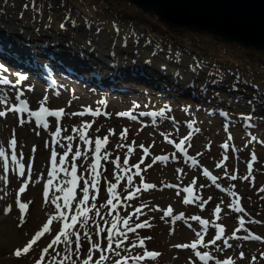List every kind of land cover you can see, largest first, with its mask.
<instances>
[{"label":"rangeland","instance_id":"obj_1","mask_svg":"<svg viewBox=\"0 0 264 264\" xmlns=\"http://www.w3.org/2000/svg\"><path fill=\"white\" fill-rule=\"evenodd\" d=\"M0 18L3 21L2 24L0 23V32H8L16 44L29 42V45L31 44L34 49L38 47V49H49L50 51L65 50L60 47V44L65 42L64 39H67L65 38V31H63L65 33L55 29L51 31L47 27L38 38L32 26L35 24L36 26L43 25L42 22L38 23V21H35L36 19L31 18L21 20L7 17ZM49 24L51 23L49 22ZM30 35L31 38L29 37ZM99 36L100 34L96 35V39L93 40L95 41L93 46L91 45L84 50L83 48L81 49L82 45L86 46V42L83 39L80 41L74 39L71 42L68 41L67 43L71 44L67 46L72 49H69L70 54L76 53L77 59H82L85 63L87 61L88 63H93V66H97L99 63L104 65L105 68L103 70L107 69L105 73L108 74L113 73L117 69L122 71L137 70L138 73L143 75L148 73L144 68V62L131 57L128 53L127 45L125 46L121 42L113 44L99 38ZM79 51H83L85 54L80 52V55L78 54ZM30 53H32V55L30 54L32 60L34 59L39 65L40 63L46 64L45 62L50 64L49 59L42 58L39 60L33 52ZM88 59H91V61ZM51 62L56 63L52 60ZM16 67L18 66L12 67L0 60V75L10 77L14 83L13 87L0 86V93L4 95L3 100L6 99L7 101L6 104H0V110H6L10 105L17 103L16 95L17 90H19L22 93L21 98L29 102V107L39 108V102L47 96L49 99L46 107L51 110L64 108L67 113L71 114L83 111L84 107H90L93 110L99 108L101 113H107L108 115L61 116L60 125L62 130L60 136L56 138L60 141L59 145L52 142V133L56 127L55 117L47 116V128L33 123L26 112L18 114L7 112L4 117H0V145L7 147L8 141L15 136L18 142L17 151H22L25 154V159L21 163L26 166V177L18 176L15 166L12 165L8 173V183L0 179V264H35L40 258L41 250L51 241L55 233L60 230L61 222L54 220L53 230L46 233L33 246L29 254L20 257L14 255L15 250L24 247L33 234L46 222L47 218L55 214L56 206L50 201L46 202L44 198V184L50 178L47 173L52 169L51 150L56 149L59 155L66 150L64 146L68 144L73 146L79 144L82 148H85L84 141H80L78 138V133L71 130L73 127L79 128L83 122L93 123V127L88 129L91 134L90 140L96 136L102 138L108 134L109 129L113 130V134L109 135V143L106 145L109 152V161L116 156H120L122 163L127 148H118L116 147L117 144L131 145L133 151L128 153L129 165L125 166L129 168V172L119 174L121 179L116 192L121 196V203L114 210V215L109 214L106 201L109 198L107 193L108 184L116 182L114 176L115 166L109 161H102V171L105 173V175L100 177L102 188L90 193V195H96L97 200L87 205L89 209H92V204L95 203L96 209L87 213L86 222L80 220L74 229L68 231L70 241L75 240L76 233L80 234V239L83 241V252L76 254L74 253V244L61 242L55 246L56 252L60 253L56 264H59V259L66 255L70 248L73 249L72 259L76 261V264H81L79 257L87 255L89 247L88 236H91L93 240L98 239L104 245L106 243L104 239L105 233L101 232L100 236L97 237V226L107 229L114 218L118 222V229L121 232H126L127 229L123 225V218L126 214L129 223L133 227L135 223L143 222L144 220H147L151 227L137 229L135 233H128L129 240L125 241V245L116 251L121 256L142 255L144 249L129 247V241L138 244L140 239L151 237V239L145 241L144 247L149 251L160 253L158 257L136 261L135 264H205V262H199V258L195 256L196 252H201L204 249L210 250L209 252L212 254V259H209L207 264H217V261L224 255H231L234 260L241 264H264V242L262 240L245 241V239H232L233 241H227V244H230L231 247H226L222 240L217 241L215 245L208 243V240L212 239V235L216 233L217 225L220 224H225V237L233 236L232 233L235 231L233 226L235 225V217L238 212L232 213L229 211L228 204L230 200L226 198V195L215 191L212 183L203 177L198 170L199 164L209 165L214 170L217 169L214 165H217L216 162L219 161L220 153L222 152L218 141L225 140L229 143L227 151L224 150L228 152V159L220 164V169H217L219 171L218 181L226 188L240 194L245 209L253 217L252 219L246 218L247 222L252 224L253 228L264 236V167L260 164L264 162V143L258 144L255 140L257 136H260L264 141V136L260 135V132L255 127H252L250 131L251 134H254L253 139H246L245 134H242V138L239 141L235 135L229 140L224 131V122L216 119V114L212 115L215 119H208L205 116L213 110L211 109L212 107L204 110L201 108L196 111L197 105L194 107L186 104L181 105V97H178L179 101L173 99L174 93L177 96L179 95L173 90V88H176L175 84H171L168 81L163 82V91L152 86V84H148L145 79L139 80L136 78L122 80L117 78L110 85L98 86L82 81L79 79V75L71 76L56 69H48L51 79L44 80L42 78L43 81L22 67ZM17 80H20L18 85L15 83ZM49 82L51 86H49ZM188 85L185 84L184 86ZM116 87H121V89L123 87L124 89H122L123 91L117 90ZM257 109V107L253 108V110ZM123 111H131L137 119L133 120L130 117L116 115ZM140 113H145V115L141 116ZM148 113H155V115H148ZM254 116L252 113L248 121L251 122ZM188 121H195L194 127L200 129L189 141L190 147L187 150L193 156L195 154L196 156L194 157L198 159V164L192 167L173 153L176 148L175 144L190 131L189 126H187ZM245 122L246 120L243 125H245ZM214 125H216V128H214ZM246 127L248 125L243 128V133ZM125 128L128 129V135L126 139H122L120 132ZM97 129H99V132H97ZM65 135H70L74 139L71 141L65 140ZM46 142L49 147L45 146ZM140 144L148 147L149 153L147 155L139 148ZM33 146H35V151H33ZM251 150L256 151L258 159L253 168V174L252 172L248 174L245 171L244 162L250 156ZM91 151L92 144L89 143L85 149V154L77 158L76 172L79 179L74 194L82 195L80 191L82 181L91 178L88 167L91 163V157L88 153ZM73 154L74 152L69 153V157L65 158L66 163L61 167L70 171V157ZM155 156H166L169 158L153 163ZM141 159L145 161V164L141 166L142 169L147 164L152 165L146 171H141L144 182L154 184L156 187L149 190L141 188V191L136 193L132 199L123 200V196L127 195L129 190L135 191L137 187H140L139 177L135 175L137 170L132 168V165L139 163ZM29 162L32 165L31 173L27 171ZM233 166L236 169H233ZM178 168L182 170L179 173L177 171ZM2 175L3 170L2 165H0V176ZM127 175L133 176L131 183L127 182ZM233 176L236 179H232ZM70 177L67 171L57 172L53 178V184L49 187V196H63L59 188L63 187L70 180ZM212 177L209 176L211 182ZM25 178H28V187L24 193H20V197L22 202L27 203L30 201L31 203L28 204V208L24 212V220L21 222L20 209L16 206V194ZM194 179L196 183L192 187L193 195L198 196L199 199L193 200L191 203H184L183 187L188 186ZM166 185H178L179 187H168ZM178 192L181 195H177ZM202 200L207 201L203 207L200 205ZM58 203L62 205L63 201H58ZM214 203H219L220 205L218 214L214 211L216 205L212 206ZM144 205H147V207L142 208V213L136 214L134 209ZM169 205L173 207L174 215L184 214L180 220H174L171 217L161 219L163 210H166ZM8 206H12L11 211L5 214L4 209ZM97 211L100 213L99 215H97ZM72 214L71 209L66 213V215ZM193 216L204 217L209 223L200 225L197 220L190 219ZM198 234L204 240L202 243L197 244L195 249L175 247L178 244L194 242L198 238ZM238 250L244 252L242 257L238 256ZM49 251L54 254L52 250ZM253 254L256 255L255 259L252 258ZM94 255L96 254L94 253ZM104 255L109 258L102 261V264H114V261L120 258L115 252L104 253ZM41 264H52L51 255H47L46 260L42 261ZM65 264H71V261H66ZM129 264H133V262L129 261Z\"/></svg>","mask_w":264,"mask_h":264},{"label":"trees","instance_id":"obj_2","mask_svg":"<svg viewBox=\"0 0 264 264\" xmlns=\"http://www.w3.org/2000/svg\"><path fill=\"white\" fill-rule=\"evenodd\" d=\"M60 18L69 42L82 34L121 39L159 82H192L194 101L244 112L256 103L264 125V51L226 43L206 33L172 28L126 0H0V16L49 12ZM161 73L165 77H162ZM207 97L208 101H205ZM253 101V102H252Z\"/></svg>","mask_w":264,"mask_h":264},{"label":"snow or ice","instance_id":"obj_3","mask_svg":"<svg viewBox=\"0 0 264 264\" xmlns=\"http://www.w3.org/2000/svg\"><path fill=\"white\" fill-rule=\"evenodd\" d=\"M23 79V77H21ZM0 83L2 84H8L9 81L7 79L0 80ZM17 85L20 83V80H17L15 82ZM22 93L17 90L16 99L19 101V103H14L10 105L6 110H0V117H4L7 112H29L28 108V101L21 98ZM48 97L45 96L40 102H39V108L38 110H33L30 112V115L35 117L37 121H43V118L45 116L55 117L56 118V127L55 131L52 133V142L59 145L60 141H58L56 138L60 136L61 133V125H60V117L61 116H80L83 117L86 114H91L92 116H100L102 114L108 115L107 113H101V110L99 108H96L93 110L90 107H84L83 111L74 112V113H67L64 108L50 110L48 107H46L48 103ZM7 101H0V104H6ZM103 103V101H101ZM120 117H130L131 119L135 120L137 117L133 115L131 111H123L116 114ZM141 116L145 115V113H140ZM148 115H155V113H148ZM226 115V114H225ZM245 119H249L245 117ZM195 121H188V126L190 128V131L181 139L179 142L175 144L176 149L182 150L187 152L188 147H190L189 141L192 140L193 136L200 131L198 127H194ZM43 127L47 128L48 124L47 122L43 123ZM93 127V123L90 122H83L79 128L73 127L71 130L73 132L78 133V138L80 141H84L85 148H82L79 144L73 146L71 144L65 145V149L62 154L57 153L56 149L51 150V163H52V169L48 171L47 175L50 177L47 179L46 183L44 184V198L45 201H50L52 204L56 206L55 214L50 215L46 222L33 234L31 239L24 245L22 248H17L14 252V255L17 257H20L22 255L29 254L30 251L33 249V246L37 244V242L48 232L53 230V221L59 220L61 222L60 230L55 233L51 241L41 250L40 258L35 262V264H41L42 261L46 260L47 255H51V261L52 264H56L58 257H60V253L56 252L55 246L60 244L61 242H66L69 244H74V253L79 254L83 252L82 243L83 241L80 239V234L76 233V238L74 241H70L68 237V231L70 229H74V227L77 225V223L80 220H84L86 222L87 219V213L90 210H95L96 205L95 203L92 204V209H89L87 205L91 202H94L97 200V196L92 194L91 192H94L97 189L102 188L100 177L102 175H105V173L102 171V161H109V152L106 148V145L109 143V135L113 134V130L109 129V132L107 135L103 136L102 138L100 136H96L94 139L90 140L91 134L88 131V129H91ZM97 132H99V129H97ZM128 135V129L125 128L120 132V137L122 139H126ZM65 140L71 141L74 139V137L70 135H65ZM232 137L229 136V140H231ZM91 143L92 144V151L88 153V155L91 157V163L88 166L90 169L89 175L91 176L90 179H84L82 181V188L80 191L82 192V195L74 194L75 193V185L77 183V180L79 177L77 176L76 167H77V158L82 157L85 154V149L87 145ZM46 147H49L48 143L45 144ZM116 147H126L127 152L124 154L122 163H121V157L116 156L114 159L110 160L109 162L112 163L115 166L114 176L116 179L115 183H109L107 187V193L109 198L106 201V205L109 208V214L114 215V210L116 209L117 205L121 203V196L116 192L117 186L120 183L121 176L120 173H128L129 168L125 167L126 165H129V159H128V153H131L133 151V148L131 145H123V144H117ZM223 148L227 149L229 147L228 143L225 142L222 145ZM18 148V142L15 136L11 138L8 141L7 147L4 145H0V165H2L3 175L0 176V179H3L5 183H8L9 177L8 173L10 170V166L14 165L16 169V173L20 177H26V166L24 163H21L22 160L25 159V154L20 151H17ZM139 148L143 150V153L147 155L149 153L148 147H145L144 144H140ZM10 150V151H9ZM35 146H33V151H35ZM74 152V154L70 157L71 161V169L70 171L67 168L61 167L66 163V157H69V153ZM199 155V154H197ZM169 157L166 156H155L153 159V163L160 160H167ZM227 157H225L226 159ZM256 159L255 154L252 155L251 160L248 162V168H252V161ZM190 160L193 164H196L197 161L195 157H190ZM145 164V161L143 159L140 160L139 163L132 165V168L136 169L135 175L139 177L140 180V187H137L135 191L129 190L127 195L123 196V200H130L132 199L136 193L141 191V188L143 190H149L156 185L151 183H145L143 177L141 176V171H146L147 168H151V164H147L144 169L141 168L142 165ZM220 165L218 164L217 167ZM98 169H101L98 171ZM27 171L31 173L32 171V165L29 162L27 164ZM69 172V175L72 177V179L68 180L66 184L63 187L59 188V191L63 193V196H49V187L53 184V178L56 176L57 172ZM178 172H181V169L177 170ZM204 175H210L207 169L204 170ZM247 178V177H246ZM127 182L131 183L133 180L132 175H127L126 177ZM213 180H216L217 177L213 176ZM232 179H236L235 176L232 177ZM192 183H196L195 179L192 181ZM71 185V187L69 186ZM168 187H179L178 185H166ZM28 187V178H25L22 181L21 187L18 189L17 192V199H16V206L20 209V219L21 222L24 220V212L28 208V204L31 203L30 201L25 203L21 201L20 193H24ZM123 187V186H121ZM219 187V185H217ZM183 192L185 193H191L193 192V189L191 185L185 187L183 189ZM177 195H181V193H177ZM199 197L196 195H193L191 198L188 196L183 197L184 203H191L193 200H198ZM63 201V204L58 203V201ZM75 201V202H73ZM207 203L206 200L200 201L201 207ZM239 198L235 201V204L237 206V209L240 211H243L242 209H239ZM229 207H232L231 204L228 205ZM12 206H8L4 209L5 214L11 211ZM147 207V205L136 207L134 209L136 214L142 213V208ZM63 209V210H62ZM71 209L72 215H66L67 211ZM215 212H220V205H217ZM100 213L97 211V215ZM183 213H180L179 215L173 214V207L171 205L168 206L166 210H163V216L161 219H164L165 217H171L174 220H180L183 217ZM190 219L197 220L201 225L208 224V220H202L199 216H193L190 217ZM123 225L126 227V232H121L118 229V222L114 218L113 221L110 222V227L107 229H102L99 226H97L96 229V236L99 237L101 232L105 233V241L106 243L102 245L99 240H93L91 236H88V243L89 247L87 249V255L79 257L81 260V264H102V261H105L109 257L104 255V253H113L120 258L114 261V264H129V261H132L133 264H135L136 261H143L147 258H155L160 255V253L155 251H149L147 250L145 246V241L151 239V237H145L143 239L139 240V243H133L129 241V247L135 249L137 247H140L144 249L142 255H126L121 256L119 252H117V249L122 248L125 245V241L129 240L128 233H135L137 229H143L146 227H151V225L148 223L147 220H144L143 222H137L135 223V226L133 227L129 223V219L127 214L123 218ZM244 226L243 224V217L240 218V227L242 228ZM223 225H217V231L215 239L208 240V243L216 244L217 241L220 240L221 235H223ZM238 231V229H237ZM87 235V234H85ZM233 236L236 235V231H233ZM123 236V238H121ZM261 239L259 236H246L245 239ZM204 238L202 236H199L198 238L190 243V244H178L175 245V247L178 248H191L195 249L197 247V244L202 243ZM225 246L231 247V245L227 244V241L224 242ZM49 250H52L51 254ZM94 253L96 255H94ZM241 256L244 254L241 253ZM195 256L199 258V260L204 261L205 264H207V261L209 259H212L210 254L208 252H196ZM73 257V249H69L67 254L64 255L62 258L59 259V264H65L66 261H71V264H76V261L72 259ZM255 259V258H253ZM220 264H233L231 258L222 260Z\"/></svg>","mask_w":264,"mask_h":264},{"label":"water","instance_id":"obj_4","mask_svg":"<svg viewBox=\"0 0 264 264\" xmlns=\"http://www.w3.org/2000/svg\"><path fill=\"white\" fill-rule=\"evenodd\" d=\"M173 28L264 50V0H127Z\"/></svg>","mask_w":264,"mask_h":264},{"label":"bare ground","instance_id":"obj_5","mask_svg":"<svg viewBox=\"0 0 264 264\" xmlns=\"http://www.w3.org/2000/svg\"><path fill=\"white\" fill-rule=\"evenodd\" d=\"M215 38H216V36H215ZM0 46L4 50V54L7 57L14 60V62H16V63H19L21 66L27 65V67H29V69L31 71H33L31 73L38 75V71L40 69H44V68H39L38 66H36L35 62L32 60V57H31L32 53H30L31 54L30 55L28 52H26L23 48H21L15 42H12L11 36L6 31L4 32V34L0 35ZM47 50L43 51V53L48 52ZM49 57H54L57 59L58 62L59 61L63 62L62 59H60L59 56H55V54H53V56L51 55ZM71 57L75 58V54L71 55ZM78 63H79L78 65L76 62L74 64L71 63L72 66L69 64V66H66V67H68L72 70L76 69V71H78L80 66H81V63L80 62H78ZM103 68H105V66L100 64V63L95 67V73L96 74H93L89 77V81H91V83L97 82V83H100L101 85H107L106 83H108L109 81L112 80V79L110 80L108 74L105 75V70H107V69L103 70ZM63 72H65V71H63ZM0 101H4L3 95L1 93H0Z\"/></svg>","mask_w":264,"mask_h":264}]
</instances>
